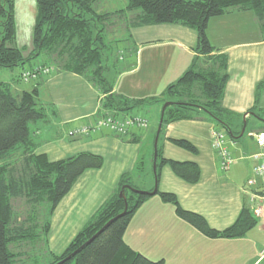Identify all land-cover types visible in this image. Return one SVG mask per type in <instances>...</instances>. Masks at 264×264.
I'll list each match as a JSON object with an SVG mask.
<instances>
[{
	"label": "crops",
	"instance_id": "obj_1",
	"mask_svg": "<svg viewBox=\"0 0 264 264\" xmlns=\"http://www.w3.org/2000/svg\"><path fill=\"white\" fill-rule=\"evenodd\" d=\"M106 26V35L118 34L110 41L118 43L116 52L120 46L122 49L120 58H114L106 72L111 94L117 101H156L135 107L127 104L129 110L116 112L104 107L106 95L95 84L58 66L38 74L30 90L12 89L14 93L38 92V104L45 115L28 124L35 155L58 162L89 153L103 161L100 168L86 169L51 215L46 213L44 221L48 220L49 227L42 236L45 245L34 254L41 264L47 263L49 256L64 253L115 194L123 176H128L136 189L153 191L154 135L161 101H171L164 91L191 69L227 75L222 106L231 113L227 118L230 127L240 133L234 140L226 135L225 146L233 162L227 170L221 168L211 145L212 133L220 130L205 113L194 112L193 118L170 121L159 139L162 157L195 164L200 175L197 182L189 183L164 165L156 181L157 191L173 196L182 210L202 217L215 232L232 226L243 209L253 214L263 202L257 196L264 194V178L253 176L251 160L259 152L254 137L264 133V31L256 14L239 10L211 18L206 35L214 51L208 55L196 53L197 32L184 26L133 27L128 22ZM107 118L142 119L146 126H132L119 134L102 126ZM171 141H186L195 152ZM252 178L255 184L249 186ZM256 221L241 237H209L180 218L176 205L155 194L136 210L123 241L134 252L164 264H264V221Z\"/></svg>",
	"mask_w": 264,
	"mask_h": 264
},
{
	"label": "trees",
	"instance_id": "obj_2",
	"mask_svg": "<svg viewBox=\"0 0 264 264\" xmlns=\"http://www.w3.org/2000/svg\"><path fill=\"white\" fill-rule=\"evenodd\" d=\"M97 1L36 0L32 47L29 55L24 56V49L10 46L16 37L15 1L0 0V69L17 66L25 69L26 63L43 57L45 65L56 62L60 69L83 76L95 84L106 95L105 108L116 112L127 111L156 100L130 103L123 98L117 101L111 94V87L104 76L110 68V51L105 44L107 24L128 22L133 27L174 24L191 28L197 32L195 51L201 55L214 51L206 35L209 20L226 12L251 10L264 31V0H126L125 9L114 12H99ZM223 66L225 71L226 64ZM226 80V74L221 76L208 70L200 73L191 69L166 88L164 96L171 101L163 99L161 102L172 104L164 110L158 138L156 181L164 165L170 166L174 174L189 183L197 182L200 175L195 164L168 161L162 157L159 139L163 126L170 121L190 119L193 118L192 113L203 112L231 140L239 136L240 133L234 132L228 122L231 113L222 106ZM44 115L38 104L37 90L14 93L8 83L0 82V264H24L31 252L22 245L23 242L30 240L35 241L30 242L32 245L35 244L36 240L42 239V235L45 236L49 227L48 220L41 225L38 219L41 205H46L42 210L47 209L45 212L50 216L74 181L86 169L100 168L103 163L101 157L89 153L58 162H49L44 155H35L28 124L42 119ZM171 142L195 152V148L186 141ZM126 179L128 176L122 177L115 194L98 209L64 253L49 256L45 264H58L82 246L62 264H164L162 260L146 258L124 244L123 236L129 221L148 197L125 190L128 207L126 213L120 215L124 210V201L119 192ZM156 194L176 205L180 218L209 237H241L257 223L253 214L243 209L232 226L215 232L202 217L182 210L173 196L158 191ZM13 199L24 200L30 209H14ZM113 218L100 234L84 245ZM38 229H42L41 233Z\"/></svg>",
	"mask_w": 264,
	"mask_h": 264
},
{
	"label": "rangeland",
	"instance_id": "obj_3",
	"mask_svg": "<svg viewBox=\"0 0 264 264\" xmlns=\"http://www.w3.org/2000/svg\"><path fill=\"white\" fill-rule=\"evenodd\" d=\"M15 1V26H16V37L15 40L10 46L19 48V49H24V56H28L32 47V34H33V27L35 23V16H36V0H14ZM127 4L126 0H98L97 1V10L99 12H114L118 10H124L125 6ZM115 35H112V37H117V33H113ZM112 37L107 34L105 38V44L109 48V59H108V64L109 67L113 66V63L115 59L120 58V52L121 46L118 49V53L116 52L117 50L115 49L116 45L115 43L110 42ZM108 57V53L106 54ZM115 58V59H114ZM114 59V61H113ZM45 58L39 57L38 59L31 60L29 63H26L24 65L25 69H22L21 67L17 66L11 69H0V82L8 83L11 89L13 90H23V91H28L30 90V86H33L36 83L35 78H30L29 83L27 81L23 80V75L26 73H22L23 71H27L30 73H34L32 71L35 70H43V69H49V67L53 66H58L59 64L56 62H50L49 64L45 65ZM40 66V67H38ZM38 67V68H37ZM36 68V69H34ZM34 69V70H33ZM106 77L107 74H104ZM27 83V84H26ZM226 134V133H225ZM19 157V156H17ZM15 158V157H14ZM18 159V158H17ZM134 184H137V182H134ZM136 186V185H135ZM138 190V189H136ZM143 191V190H139ZM144 192V191H143ZM12 207L14 209H20L21 207H29L27 203L22 200V199H13L11 201ZM40 211V216L38 215V219L41 221V225L44 224V220L46 218V210H42L43 207H46V205H41ZM30 209V208H27ZM28 211V210H27ZM26 214V213H25ZM39 232L41 233L42 229H38ZM37 232V233H39ZM43 236V235H42ZM264 236V235H263ZM41 238V237H40ZM44 237L40 240H36L35 244H31L30 242H35V241H24L23 246L28 247L27 251L30 253L31 256L28 255V258L24 260V264H41V262L36 259L34 254L36 255L39 251L43 249V246L45 245L43 243Z\"/></svg>",
	"mask_w": 264,
	"mask_h": 264
},
{
	"label": "built area",
	"instance_id": "obj_4",
	"mask_svg": "<svg viewBox=\"0 0 264 264\" xmlns=\"http://www.w3.org/2000/svg\"><path fill=\"white\" fill-rule=\"evenodd\" d=\"M48 69L35 70L34 73L26 72L23 75V80L28 81L30 78H36L40 73H46ZM102 126L109 128L110 130L119 133L125 134L129 128L132 126L145 127L146 121L142 119H131L125 118L123 120L107 118L103 121ZM256 146L259 149V152L256 155L251 157L253 162L252 173L254 177L264 178V133L256 135L254 137ZM227 143V136L223 131H215L212 133V148L218 153L220 158V165L223 170H227L232 162L233 158L228 151V148L225 146ZM261 159V160H259ZM247 184L252 186L255 184V179H250ZM258 199L262 202L257 205L253 211L254 218L264 221V194L257 196Z\"/></svg>",
	"mask_w": 264,
	"mask_h": 264
},
{
	"label": "water",
	"instance_id": "obj_5",
	"mask_svg": "<svg viewBox=\"0 0 264 264\" xmlns=\"http://www.w3.org/2000/svg\"><path fill=\"white\" fill-rule=\"evenodd\" d=\"M172 104V102H165L163 105H162V108H161V113H160V118H159V121L157 123V126H156V131H155V135H154V142H153V166H152V171H153V174H154V177H155V173H156V158H157V145H158V138H159V135H160V132H161V129H162V122H163V115H164V110L166 109L167 106H170ZM125 185L121 188L120 192H119V197L121 199H123L124 201V210L123 212L120 214H125L126 211H127V203H126V198H125V190H129V191H132L133 193L137 194V195H142V194H146L147 196H153L157 193V183H156V180H155V184H154V189L153 191L151 192H143V191H139V190H136L134 188H132L129 184V180L126 179L125 181ZM119 216V215H118ZM117 218V217H115ZM115 218L111 219L110 221H108L91 239H89L84 245H87L93 238H95L98 234H100ZM82 247H80L77 251L73 252L69 257H67L65 260H68L69 258H71L72 256L75 255L76 252H78ZM64 260V261H65ZM64 261L58 263V264H62Z\"/></svg>",
	"mask_w": 264,
	"mask_h": 264
}]
</instances>
